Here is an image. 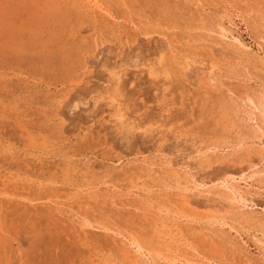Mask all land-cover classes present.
Wrapping results in <instances>:
<instances>
[{
    "label": "rangeland",
    "instance_id": "rangeland-1",
    "mask_svg": "<svg viewBox=\"0 0 264 264\" xmlns=\"http://www.w3.org/2000/svg\"><path fill=\"white\" fill-rule=\"evenodd\" d=\"M0 264H264V0H0Z\"/></svg>",
    "mask_w": 264,
    "mask_h": 264
}]
</instances>
